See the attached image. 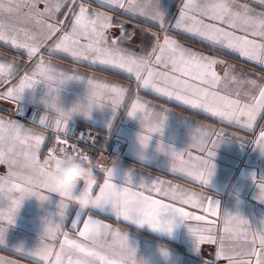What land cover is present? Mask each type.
<instances>
[{
    "label": "snow or ice",
    "instance_id": "1",
    "mask_svg": "<svg viewBox=\"0 0 264 264\" xmlns=\"http://www.w3.org/2000/svg\"><path fill=\"white\" fill-rule=\"evenodd\" d=\"M38 2L39 0H31L30 12H35L36 16H47L55 20V13L68 0H43L45 3L43 12L36 9L35 6ZM71 2L75 4L77 0H71ZM98 2H104V0H98ZM107 2L109 6H116L128 12L136 13L138 11L139 14L145 15L153 24L160 27L163 32V42L160 43L159 34L153 33L156 44L152 53L148 54L154 56V60L149 59L148 56H138L119 46L123 39L130 41L135 36L134 32L127 33L123 28V21H121L120 37L110 41L106 32L112 27V18L101 13H90L83 3H80L78 11L72 14L70 30L60 37L54 48L62 50L64 53L71 52L76 59L91 60L92 63L98 62L101 65L122 70L134 76L138 88L150 89L161 96L174 98L192 109H202L222 120L240 124L242 119L247 117L248 126H251L256 112L264 110V85H259L258 96H252L251 103L242 104L239 98L230 99L218 91L222 78L214 70V66L222 61L186 49L168 35L170 29L182 30L212 46L238 53L243 58L264 65V12H254L247 5L236 7L235 0H200V2L184 0L179 15L175 18V23L166 27L167 13L160 4V0H107ZM258 2L264 6V0H258ZM18 10L17 0H0V14H11ZM37 23L47 28L46 39H50L60 31V28L55 24H44L43 21H37ZM34 39V36L29 37L26 34V40L21 42L19 36L15 34V29L6 27L0 20V41H9L17 48L27 49L30 57L35 56L40 48L39 44L27 42ZM81 41H86V43H81ZM72 45H75L79 50L73 49ZM157 67L163 70L158 71ZM52 73H54V69L46 67L45 62L41 59L35 64L31 74H24L19 79L18 85L9 87L3 93L2 98H11L20 104L22 94L26 89H34L39 83L45 84L46 92L41 98V102L46 110L54 111L57 115L54 124L46 122L47 116L41 117L39 124L45 128H51L57 134L56 143L65 145L59 149L60 151H67V148L71 147L73 153L79 155L75 145H69L67 139H59V135L68 137L72 134L69 127L72 114L59 103L60 88L53 87L57 76ZM12 74L13 69L10 65L0 64V78H7ZM229 78H232L230 69H226L224 79ZM58 79L62 85L65 82L80 81L83 78L68 76L61 72L58 74ZM244 82L256 86V81H240V83ZM86 83L92 92L110 94L113 105L111 109L115 116V105L124 99L127 89L117 84L102 83L92 79L87 80ZM238 95L237 93V97ZM140 108H142L140 98L136 97L127 115L139 119L143 125L144 117L138 111ZM19 114H24L22 107L19 109ZM165 120L166 117H163L155 126L148 127L149 134H138L137 142L141 148L148 147L154 133L162 134ZM204 135L207 137L206 139H202L192 146L201 153H205V156H192L189 153V160L185 161L182 152L162 143L157 146V151L164 152L171 158V171L174 174H184L199 181L202 185L208 186L214 172L215 149L220 142L210 139L211 133ZM6 139L12 141V146L7 149H5ZM46 139L43 132H36L19 122L4 121L0 118V164L8 166L7 177H0V244L5 243L6 229L2 222L6 221L8 225L14 222L17 210L23 200V196L16 199L11 193L13 190L20 192L24 190L19 184H12L5 197L3 184L7 183L9 178L17 175L14 169L18 165L20 156L29 162L36 164L40 162L38 155ZM77 139L83 140L84 134L81 133ZM209 143H211V147H208ZM17 145L22 151H16ZM258 148L261 153H264V131L260 134ZM55 152V148L49 149L48 158L54 157ZM190 161L191 164H189ZM21 167L30 170L28 163ZM115 167L114 162L112 167L100 169L104 174V179L98 185V192L94 193L97 181L86 186L85 190L94 196L91 209L109 213L118 221L123 220L138 228L147 226L154 232L168 235L172 233L176 218H179L194 238L197 252L203 242H216V237L212 233L218 227L220 209L218 200L185 191L177 185H169L165 188L164 181L141 179L136 183L132 172L126 173L122 182L117 184L114 182ZM38 171L40 176L45 174L44 168H39ZM22 178L28 183L39 184L36 175H27ZM151 193H155L161 198H156ZM35 195L42 202L49 199V196L41 195L39 191ZM58 196L63 198L58 206L60 223H56L54 227L49 224L39 245L31 255L38 257L41 262H47V264H146L137 257L136 250L129 245L128 235L122 234L121 230L113 229L111 225L90 214L82 220L85 211L80 209L75 212V219L71 222V228L77 232L78 238H71L67 232H63L64 238L59 244V250H54L53 246L45 241L48 238H56L55 233L60 231L69 207L64 202L67 200L64 194L61 193ZM260 199L264 202V184L260 187ZM5 200L7 201L6 212L3 211L6 206ZM177 204L199 209L204 215H195ZM209 217L215 219L210 220ZM81 220L82 229L78 227ZM189 221L211 226L192 227L188 223ZM243 224H247V221L244 220ZM206 233L207 235H205ZM219 239L220 243L216 254L218 259L224 257L229 261V264H253L250 259L240 260L233 255L226 254L224 238L220 236ZM246 243L250 246L237 253L236 256L254 257V264H264V229L253 233L252 239L250 241L246 239ZM162 254L167 256V251L162 249ZM205 264H210V262L206 261Z\"/></svg>",
    "mask_w": 264,
    "mask_h": 264
},
{
    "label": "crops",
    "instance_id": "2",
    "mask_svg": "<svg viewBox=\"0 0 264 264\" xmlns=\"http://www.w3.org/2000/svg\"><path fill=\"white\" fill-rule=\"evenodd\" d=\"M183 2L184 0H160V4L167 13L166 27L175 23V18L178 17ZM80 3H83L90 13H101L112 18V27L106 32L110 41L120 37L121 21H123V28L129 34L134 32L135 36L130 41L123 39L119 46L134 52L138 56H148L149 59L154 60V56L148 55L152 53L156 44L152 34H159L160 43H162L163 32L158 25L153 24L138 11L132 13L116 6H109L107 0L104 2L77 0L75 4L68 0L55 13V20H52L47 16L40 17L36 16L35 12H30L31 0H17L18 12L0 14V20L6 27L15 29V34L19 36L21 42L26 40V34L29 37L34 36V40L27 42L39 44L40 48L35 56L30 57L27 49L17 48L9 41H0V64L10 65L13 69L11 76L0 78L2 79L0 82V118L4 121L19 122L26 128L45 133L47 139L38 155L42 162L46 159L45 151L52 139V134L47 129L23 121L12 113L17 107L27 106L46 110L41 102V98L46 92V85L39 83L34 89H26L22 94L20 104L11 98H2L3 93L9 87L18 85L19 79L24 74H31L36 63L42 59L46 67L54 69L52 75H56L57 79L53 82V87L60 88L59 103L65 110H68L77 98L84 95L86 88H88L86 81L89 79L117 84L126 88L127 92L124 99L115 105V116H113L111 109L113 107L111 96L106 94V108L94 109L88 118L73 114L70 121L101 132L103 135L101 145L103 147L111 145L113 139L121 141L120 154L116 155L113 161L116 165L114 182L117 184L122 182L126 173L132 172L136 183L141 179L164 181L163 186L165 188L169 185H177L185 191L194 192L203 197H210L213 200L217 198L220 207L223 208H231L234 204L228 192L233 187L240 188L243 201L241 208L247 224L244 225V231L238 240L224 239L225 253L240 260L250 259L254 264V257L236 256V254L250 246L246 243V239L250 241L253 233H258L264 229V210L258 207L259 205L264 208V202L260 199V187L264 184V153H261L258 148L260 134L264 131V110L256 112L255 119L251 121V126H248L247 117L243 118L240 124L222 120L202 109H192L174 98L161 96L150 89L138 88L134 76L122 70L101 65L98 62L92 63L91 60L76 59L71 52L64 53L62 50L55 49L54 46L59 42L60 37L70 30L72 14L78 11ZM240 5H247L257 13L264 12V6L260 5L258 0H235V6ZM35 7L39 12H43L45 3L43 0H39ZM37 21H43L44 24H55L56 27L60 28V31L50 39H46L48 30ZM168 35L186 49L222 61L214 66V70L222 78L218 86V91L221 94L227 95L230 99L239 98L242 104L251 103V97L258 96L259 85H264V65L243 58L238 53L212 46L182 30L170 29ZM81 43H86V41H81ZM71 47L79 50L75 45ZM226 69H230V76L234 79H224ZM156 70L162 71L163 69L157 67ZM61 72L68 76H79L83 79L68 81L61 85L58 79V74ZM240 81H256V86L246 82L240 83ZM237 93L239 94L238 97ZM136 97L140 98L142 105L138 111L144 117L143 125L139 119L127 115ZM48 112L56 114L54 111ZM163 117H166V120L162 134L154 133L148 147L141 148L137 142L138 134H149L147 128L155 126ZM205 133H211L210 139L220 142L215 149L214 172L208 186H204L199 181L184 174H174L171 171V158L166 153L157 151V146L162 143L182 152L185 161L189 160V153L192 156H205V153H201L192 146L194 143L206 139ZM9 146H12V141L6 139L5 149ZM208 147H211V143ZM16 151L20 152L22 149L17 145ZM27 163L29 161L25 160L23 156L18 158V165L14 169L17 175L9 178L8 182L3 184L5 197L12 184H19L22 189L29 184L27 180L22 178L27 175H34L28 168L21 167ZM191 163L190 161L189 164ZM7 173L8 166L0 164V177H7ZM95 175L97 186L94 187V193L98 192V185L104 179V174L101 171H96ZM38 191L41 195L49 196V199L42 202L34 196L24 198L17 210L14 222L11 225H8L6 221L2 222L6 232L5 243L0 244V264H47V262L39 261V258L34 257L31 253L39 245L49 224L54 227L56 223H60L58 206L63 198L57 194H49L43 189ZM11 194L16 199L23 196V192L17 190H13ZM151 195L161 198L155 193H151ZM64 202L69 207L62 227L59 232L55 233V239L48 238L45 241L51 244L56 251L59 250V244L64 238L63 232H67L71 238H78L77 232L71 228V222L75 219V212L78 208L69 200ZM5 205L3 211L6 212V200ZM177 206H182L186 211L195 215H204L199 209H194L188 205L177 204ZM89 214L111 225L113 229L121 230L122 234L128 235L129 245L136 250L137 257L145 260L146 264H205L206 261L210 264H229L226 258L218 259L216 255L221 236L218 221L217 230L212 233L216 237V242H203L199 247V252H197L194 238L179 218H176L172 233L168 235L154 232L147 226L138 228L136 225L123 220L118 221L109 213L93 209L85 210L82 220L86 219ZM208 219L215 218L209 217ZM82 220L78 225L80 229L83 227ZM188 223L192 227L211 226L196 221H189ZM162 249L167 251V256L162 254ZM105 251L108 250L105 249Z\"/></svg>",
    "mask_w": 264,
    "mask_h": 264
},
{
    "label": "clouds",
    "instance_id": "3",
    "mask_svg": "<svg viewBox=\"0 0 264 264\" xmlns=\"http://www.w3.org/2000/svg\"><path fill=\"white\" fill-rule=\"evenodd\" d=\"M106 107V94H98L86 88L84 95L77 98L67 111L72 115L77 114L88 118L94 109L102 110ZM28 166L32 173L38 177L39 184L29 183L23 190V199L36 197L35 193L42 188L49 194H64L67 200L80 210L85 211L93 207L94 196L85 189L87 185L96 181L95 170L100 165L94 162L90 156L85 157L73 152L59 151V154L40 161L38 164L30 161ZM39 168L45 169L43 176L39 175ZM228 195L233 199L234 204L231 208L220 207L218 224L224 239L236 241L242 235L243 221L246 220L241 208L243 204L241 189L233 187ZM37 200L39 199L37 198ZM216 200L218 199L216 198Z\"/></svg>",
    "mask_w": 264,
    "mask_h": 264
},
{
    "label": "built area",
    "instance_id": "4",
    "mask_svg": "<svg viewBox=\"0 0 264 264\" xmlns=\"http://www.w3.org/2000/svg\"><path fill=\"white\" fill-rule=\"evenodd\" d=\"M20 107H17L14 111V115L20 118L23 121L29 122L30 124H34L40 127L45 128L44 126L39 124V120L41 117L47 116L48 120L46 121L48 124H54V120L56 118V114L48 112L46 110H41L35 106H27L22 107L24 112L23 115L19 114ZM69 127L71 129L72 134L68 137L63 135H59V139H67L69 145H75L80 156L87 155L90 156L94 162H96L100 167H97L95 171H100L101 168L107 169L112 166L116 155L120 154L121 149V141L118 139H113L109 148H101L100 143L103 138L101 132L95 129H91L88 127H82L77 122L70 121ZM51 132L52 140L49 143L48 148L45 151V157L48 158L49 149L55 148V154H59V149L61 147H65V145L57 144V134L51 128H45ZM83 133L84 139L78 140L77 137ZM68 152H73L71 147L67 148ZM264 210L263 207H260Z\"/></svg>",
    "mask_w": 264,
    "mask_h": 264
},
{
    "label": "rangeland",
    "instance_id": "5",
    "mask_svg": "<svg viewBox=\"0 0 264 264\" xmlns=\"http://www.w3.org/2000/svg\"><path fill=\"white\" fill-rule=\"evenodd\" d=\"M102 141H103V140H102ZM103 148H108V147H103ZM115 157H116V156H115ZM258 207H262V206H259V205H258Z\"/></svg>",
    "mask_w": 264,
    "mask_h": 264
}]
</instances>
